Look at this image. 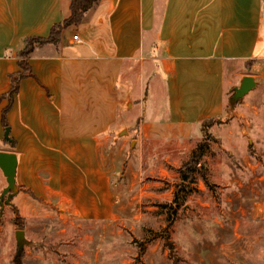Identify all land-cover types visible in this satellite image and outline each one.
Segmentation results:
<instances>
[{
	"label": "crops",
	"instance_id": "obj_1",
	"mask_svg": "<svg viewBox=\"0 0 264 264\" xmlns=\"http://www.w3.org/2000/svg\"><path fill=\"white\" fill-rule=\"evenodd\" d=\"M71 4L0 0V78L8 75L0 92L10 87L22 39L47 36L71 15ZM262 60L264 0H100L80 23L64 29L58 44L35 48L32 75L19 80L8 123L14 139L28 142V155L56 148L55 194L65 210L109 217L115 197L111 150L119 133L129 134L120 149L134 137L138 148L195 135L201 123L224 113L229 90ZM142 72L154 79L151 97L138 103ZM29 81L34 99L26 107L18 94ZM38 108L44 118L32 121L28 111ZM25 149H16L19 158Z\"/></svg>",
	"mask_w": 264,
	"mask_h": 264
},
{
	"label": "rangeland",
	"instance_id": "obj_2",
	"mask_svg": "<svg viewBox=\"0 0 264 264\" xmlns=\"http://www.w3.org/2000/svg\"><path fill=\"white\" fill-rule=\"evenodd\" d=\"M19 60L9 73L10 87L0 92V108L12 103V81L27 72ZM254 65L247 74L257 85L238 100L230 89L224 113L201 123L195 135L155 139L138 148L134 137L120 149L129 134L119 133L118 147L111 150L115 197L109 217L65 210L55 194L56 148L36 151L45 156L28 155V142L14 139L12 128L6 139L1 117L0 150L26 149L19 158L17 192L4 205L8 181L0 167V264H264V60ZM142 74L138 103L151 97L154 79ZM22 88L18 102L28 107L34 99L31 82ZM34 111H28L32 121L44 118V110ZM23 116L18 112V120ZM197 151L202 158L192 191H181L185 198L174 211L169 204L178 184L189 183L184 171ZM131 152L135 161L129 160ZM18 230L25 232L22 248Z\"/></svg>",
	"mask_w": 264,
	"mask_h": 264
},
{
	"label": "trees",
	"instance_id": "obj_3",
	"mask_svg": "<svg viewBox=\"0 0 264 264\" xmlns=\"http://www.w3.org/2000/svg\"><path fill=\"white\" fill-rule=\"evenodd\" d=\"M98 1L100 0H72L71 4V15L62 21L56 22L53 24L51 27V30L47 36H37V35H32V36H26L22 39L21 43V48L19 50V56L21 57V60H19V65L21 67L25 68L27 67V72L21 73L20 76H18L19 80L27 75H32L31 71V64L28 59V57L33 53L35 48L38 45H46L49 43H54L58 44L61 39H62V33L66 27H68L71 24L74 23H80L87 11L93 7ZM19 80H13L11 88L9 92L11 91V96H12V103L6 107L3 108L2 111V119L7 126L9 125L8 123V113L12 109L13 104H14V98L13 95L14 93L17 95L18 90H19ZM214 119V118H211ZM209 120V119H208ZM201 147L204 149V145L201 144ZM204 154V150L201 155ZM198 154V151L195 152L192 155L191 161H189L186 165L187 169L184 171V174L188 177L189 183H181L178 184V189L176 190L175 193V198L172 204H169L172 210L177 211L178 206L180 203L183 202L184 198L181 195V191L184 190L185 193L191 192L192 191V183L195 181L193 178V174L196 170H198V164H200L202 156ZM189 166V167H188ZM168 245L170 248H173V246L168 242Z\"/></svg>",
	"mask_w": 264,
	"mask_h": 264
},
{
	"label": "water",
	"instance_id": "obj_4",
	"mask_svg": "<svg viewBox=\"0 0 264 264\" xmlns=\"http://www.w3.org/2000/svg\"><path fill=\"white\" fill-rule=\"evenodd\" d=\"M257 81L255 77L251 74H247L242 79L239 86L235 87V93L233 95L234 100H238L249 93L255 86ZM11 125L6 126L5 128V137L8 140H11L10 132ZM19 157L16 151L12 150H0V167L4 174L7 177L8 185L4 188L3 193L1 194V204L4 205L5 202H9L11 197L17 192V169H18ZM7 194L6 201L4 196ZM24 230L17 231V238L20 242V247L22 248L23 243L22 239L24 237Z\"/></svg>",
	"mask_w": 264,
	"mask_h": 264
},
{
	"label": "built area",
	"instance_id": "obj_5",
	"mask_svg": "<svg viewBox=\"0 0 264 264\" xmlns=\"http://www.w3.org/2000/svg\"><path fill=\"white\" fill-rule=\"evenodd\" d=\"M73 38H74V39H79L78 34H74V35H73Z\"/></svg>",
	"mask_w": 264,
	"mask_h": 264
}]
</instances>
